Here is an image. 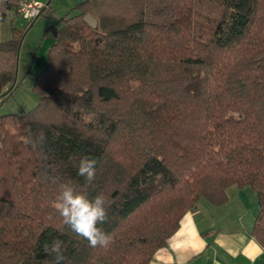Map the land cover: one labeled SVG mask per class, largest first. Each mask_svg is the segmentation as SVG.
Segmentation results:
<instances>
[{"label": "trees", "instance_id": "1", "mask_svg": "<svg viewBox=\"0 0 264 264\" xmlns=\"http://www.w3.org/2000/svg\"><path fill=\"white\" fill-rule=\"evenodd\" d=\"M22 1L0 0V24ZM75 10L51 30L38 106L0 117V264H52L43 246L54 237L64 264H149L187 213L225 205L231 188L256 194L251 236L264 252V0H84ZM19 33L0 40V104ZM84 154L98 159L91 183L77 174ZM65 182L105 195L109 249L63 224Z\"/></svg>", "mask_w": 264, "mask_h": 264}, {"label": "crops", "instance_id": "2", "mask_svg": "<svg viewBox=\"0 0 264 264\" xmlns=\"http://www.w3.org/2000/svg\"><path fill=\"white\" fill-rule=\"evenodd\" d=\"M231 190L225 205L202 202L195 212L187 213L149 264H264L263 249L251 236L257 197L248 188Z\"/></svg>", "mask_w": 264, "mask_h": 264}, {"label": "rangeland", "instance_id": "3", "mask_svg": "<svg viewBox=\"0 0 264 264\" xmlns=\"http://www.w3.org/2000/svg\"><path fill=\"white\" fill-rule=\"evenodd\" d=\"M83 1L44 0L43 3L34 1L42 4L43 9L47 5L48 7L33 22L29 24L20 17L11 16L0 24L1 41L11 39L12 29H16L21 35L15 85L0 104V117L30 113L38 106L39 97L34 90V84L38 74L47 66L48 54L53 44L51 30H59L61 20L76 13V6ZM196 91L197 88L193 86L191 92L195 94ZM229 192L232 190L229 189L228 194Z\"/></svg>", "mask_w": 264, "mask_h": 264}, {"label": "clouds", "instance_id": "4", "mask_svg": "<svg viewBox=\"0 0 264 264\" xmlns=\"http://www.w3.org/2000/svg\"><path fill=\"white\" fill-rule=\"evenodd\" d=\"M46 136L43 133L35 137L36 144H43ZM98 159L91 155H81L78 162L77 174L91 183L95 179ZM55 207L62 218L63 224L77 237L88 242L91 248L109 249L113 237L99 225L108 220V204L103 193L89 199L86 194L78 192L71 182L58 186V196ZM44 251L54 257L52 264H64L66 261L65 246L59 238H53L44 243Z\"/></svg>", "mask_w": 264, "mask_h": 264}, {"label": "built area", "instance_id": "5", "mask_svg": "<svg viewBox=\"0 0 264 264\" xmlns=\"http://www.w3.org/2000/svg\"><path fill=\"white\" fill-rule=\"evenodd\" d=\"M42 9V4L34 1H22L16 10V16L31 22L40 16Z\"/></svg>", "mask_w": 264, "mask_h": 264}, {"label": "water", "instance_id": "6", "mask_svg": "<svg viewBox=\"0 0 264 264\" xmlns=\"http://www.w3.org/2000/svg\"><path fill=\"white\" fill-rule=\"evenodd\" d=\"M84 22L90 26L91 28L95 29L97 27V21L96 19H94L92 16L90 15H87L85 18H84ZM19 48H20V45H19ZM18 60V59H17ZM17 64H18V61H17ZM16 72H17V69H16ZM15 85V80H14V83L13 85L11 86V88L9 90H11ZM8 93V92H7Z\"/></svg>", "mask_w": 264, "mask_h": 264}]
</instances>
